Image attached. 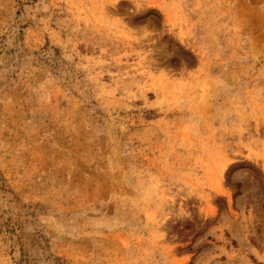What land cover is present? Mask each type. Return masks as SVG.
Returning a JSON list of instances; mask_svg holds the SVG:
<instances>
[{"label":"rangeland","instance_id":"rangeland-1","mask_svg":"<svg viewBox=\"0 0 264 264\" xmlns=\"http://www.w3.org/2000/svg\"><path fill=\"white\" fill-rule=\"evenodd\" d=\"M0 264H264V0H0Z\"/></svg>","mask_w":264,"mask_h":264}]
</instances>
